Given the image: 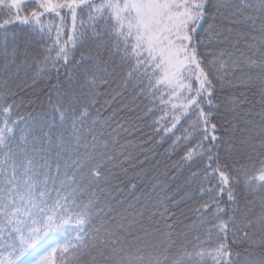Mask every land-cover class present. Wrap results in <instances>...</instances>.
<instances>
[{
	"label": "snow or ice",
	"instance_id": "6c2138e0",
	"mask_svg": "<svg viewBox=\"0 0 264 264\" xmlns=\"http://www.w3.org/2000/svg\"><path fill=\"white\" fill-rule=\"evenodd\" d=\"M0 51L25 77L0 152L42 218L127 191L163 264H264V0H0ZM25 203L0 190V250Z\"/></svg>",
	"mask_w": 264,
	"mask_h": 264
},
{
	"label": "trees",
	"instance_id": "16d2710c",
	"mask_svg": "<svg viewBox=\"0 0 264 264\" xmlns=\"http://www.w3.org/2000/svg\"><path fill=\"white\" fill-rule=\"evenodd\" d=\"M11 55L0 51V76L7 75L16 83L25 77H17L19 68L12 66ZM5 66L8 68L7 73L4 72ZM26 95L35 101L37 110L47 103L46 95L39 88ZM10 159L17 163L15 170L9 163ZM22 163L15 153L13 157L6 158V154L0 152V172H3V176H0V190L11 196L18 205L22 198L26 201L25 205H20L21 210L16 214L23 223L9 226L3 237L6 243L0 250V257L4 264H148L153 258H161L163 264L165 250L162 249L161 238L158 233L147 231L146 223L142 226L138 220L133 221L128 206L135 201H130L127 191L120 196L122 203L111 198H100L99 207L102 211L94 207L90 214L83 210L78 212L69 201L67 207L61 206L63 210L58 207L51 218L46 213L42 218L37 211L40 201L29 202L27 199L25 172L20 169ZM146 171H151V166ZM138 175L129 173L124 179L132 178L134 183L144 182L146 185L147 180L152 178L135 179ZM156 175L157 172L152 173V176ZM29 203L33 205L30 207L33 216L25 215L23 211ZM13 227H18L19 231L12 230ZM35 232V236L39 233L41 239L37 243L28 241L31 233ZM22 242L27 243L26 247H22Z\"/></svg>",
	"mask_w": 264,
	"mask_h": 264
},
{
	"label": "rangeland",
	"instance_id": "374dc122",
	"mask_svg": "<svg viewBox=\"0 0 264 264\" xmlns=\"http://www.w3.org/2000/svg\"><path fill=\"white\" fill-rule=\"evenodd\" d=\"M32 235L28 237V241H31V242H34V243H37L41 238H40V235L38 233V236H35L36 235V232L35 233H31ZM40 238V239H39ZM34 243H31V244H34ZM22 247H26L27 243L26 242H22ZM30 245V244H29ZM1 259V257H0Z\"/></svg>",
	"mask_w": 264,
	"mask_h": 264
}]
</instances>
